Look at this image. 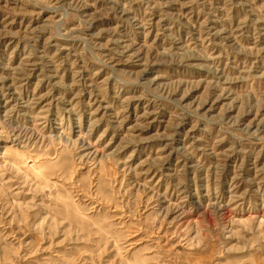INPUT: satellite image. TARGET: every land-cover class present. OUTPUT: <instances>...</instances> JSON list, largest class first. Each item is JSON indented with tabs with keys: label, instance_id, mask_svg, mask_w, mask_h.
<instances>
[{
	"label": "rangeland",
	"instance_id": "1",
	"mask_svg": "<svg viewBox=\"0 0 264 264\" xmlns=\"http://www.w3.org/2000/svg\"><path fill=\"white\" fill-rule=\"evenodd\" d=\"M0 264H264V0H0Z\"/></svg>",
	"mask_w": 264,
	"mask_h": 264
}]
</instances>
